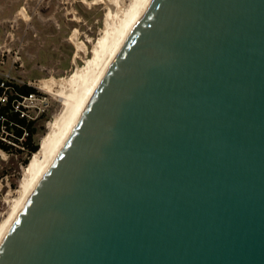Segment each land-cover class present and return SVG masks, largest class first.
I'll return each instance as SVG.
<instances>
[{"label":"water","instance_id":"water-1","mask_svg":"<svg viewBox=\"0 0 264 264\" xmlns=\"http://www.w3.org/2000/svg\"><path fill=\"white\" fill-rule=\"evenodd\" d=\"M0 264H264V0H145Z\"/></svg>","mask_w":264,"mask_h":264},{"label":"rangeland","instance_id":"rangeland-1","mask_svg":"<svg viewBox=\"0 0 264 264\" xmlns=\"http://www.w3.org/2000/svg\"><path fill=\"white\" fill-rule=\"evenodd\" d=\"M21 10L26 11L28 20L19 15ZM106 13L103 4L88 5L82 0H0V76L9 73L22 82H31L49 100L48 110L36 125L39 147L48 123L62 110L61 102L42 90L39 82L68 78L77 66L85 65L101 36ZM74 32H78V41L88 52L76 59V65V48L70 40ZM21 152L0 150V224L19 195L28 166L23 163L28 153Z\"/></svg>","mask_w":264,"mask_h":264},{"label":"bare ground","instance_id":"bare-ground-1","mask_svg":"<svg viewBox=\"0 0 264 264\" xmlns=\"http://www.w3.org/2000/svg\"><path fill=\"white\" fill-rule=\"evenodd\" d=\"M82 1L88 5H104L107 10L104 28L101 36L93 45L92 56L85 60L84 66H77L68 78L58 80L49 78L39 82L42 90L61 102L62 110L53 121L48 123V132L42 137L38 152L28 163L19 195L13 200L8 217L0 224V241L50 166L145 2V0ZM19 15L28 20L25 10H21ZM78 39V32H74L70 38L76 48L73 57L74 64L77 58H83L88 53L87 47Z\"/></svg>","mask_w":264,"mask_h":264},{"label":"trees","instance_id":"trees-1","mask_svg":"<svg viewBox=\"0 0 264 264\" xmlns=\"http://www.w3.org/2000/svg\"><path fill=\"white\" fill-rule=\"evenodd\" d=\"M35 92L36 89L30 86L12 84L11 90L7 92V103L0 106V117L3 118V120H0V132L3 127L4 132L8 134L7 139L26 150L28 158L23 162L25 165L28 164L31 156L39 150V143L35 140V136L38 133V128L36 126L37 122L21 118L20 114L15 112L13 103L15 100L19 99V96H26ZM25 133H27L26 136H24ZM20 139H22V141H20ZM18 149L17 147L0 140V150H3L6 153H11L13 150L22 153V149Z\"/></svg>","mask_w":264,"mask_h":264},{"label":"built area","instance_id":"built-area-1","mask_svg":"<svg viewBox=\"0 0 264 264\" xmlns=\"http://www.w3.org/2000/svg\"><path fill=\"white\" fill-rule=\"evenodd\" d=\"M12 84L27 85L33 88V83L31 82H22L15 77H12L9 73L2 74L0 76V106L7 103V92L11 90ZM18 98L19 99L15 100L13 103L14 110L20 114L21 118H24L28 121L37 122L38 119L41 118L49 108L48 98L39 93L37 90L35 93H31L26 96H19ZM0 120H3V118L0 117ZM7 135L8 134L4 132L2 127L0 132V140L24 150V148L12 143L9 139H7ZM26 135L27 133L24 134V136ZM22 139H20V141H22Z\"/></svg>","mask_w":264,"mask_h":264}]
</instances>
